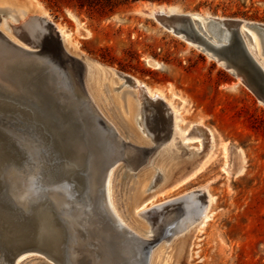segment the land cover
I'll return each mask as SVG.
<instances>
[{
  "label": "rangeland",
  "instance_id": "1",
  "mask_svg": "<svg viewBox=\"0 0 264 264\" xmlns=\"http://www.w3.org/2000/svg\"><path fill=\"white\" fill-rule=\"evenodd\" d=\"M38 1L52 22L72 34L78 47L70 46L71 52L89 61L88 90L96 93L102 113L121 136L143 147L158 143L139 169L129 170L120 163L114 173L111 190L121 215L126 216V208L132 210L130 200L136 186H146L144 199L158 196L148 202L137 219L151 231L149 236L163 238L155 248L161 245L167 255L174 254L170 264H264V104L241 79L148 14L164 6L178 14L264 26V0H112L109 4L100 0L106 6L103 12L81 9L72 0ZM0 6V27L8 32L4 22L11 13ZM247 42L256 58L264 62L255 42L249 38ZM92 62L106 70L97 72ZM109 68L162 91L171 101L180 120V132L172 146L162 141L167 138L166 129L161 132L162 139L156 141L151 134L133 135L132 130H138L136 124L125 127L114 104H125L126 97H135V92ZM136 108L141 113V107ZM181 135L189 140L179 139ZM198 161L205 165L202 172L177 189L162 193L164 178L173 183ZM201 187L207 189L211 199V218L202 229H187L207 201L201 207L204 197L189 201L181 198ZM190 207L195 215L187 218ZM31 256L22 264H53L42 256Z\"/></svg>",
  "mask_w": 264,
  "mask_h": 264
},
{
  "label": "water",
  "instance_id": "2",
  "mask_svg": "<svg viewBox=\"0 0 264 264\" xmlns=\"http://www.w3.org/2000/svg\"><path fill=\"white\" fill-rule=\"evenodd\" d=\"M159 18L164 24L175 20L178 32L195 41L206 55L216 56L259 101L264 102V70L247 48L240 31L242 21H209V28L213 25L220 35L229 34L227 43L215 46L200 21L190 15L160 14ZM54 24L45 18L31 16L12 26V33L20 44L0 30V84L17 93V97H11L0 91V114L37 125L52 151L50 170L53 176L74 184L79 198L85 195L89 181L90 172L86 168H90L98 156H104V175L95 193L88 195L90 201H86L85 213L93 219L97 230L108 231L124 253H131L134 264H148L151 251L163 238H144L121 224L109 206L104 183L106 173L118 162L129 170H137L150 159L158 143L152 147L138 146L117 134L91 98L83 61L65 49ZM247 25L264 32V26ZM25 160L18 146L0 130V264H16L27 254L62 264L63 255L70 246L71 231L57 220L50 206L32 207L28 214L18 215L15 220H8L3 214V205L10 196L7 174L11 168L23 166ZM202 197L204 202L200 205L204 207L206 198L201 189L181 199L189 201ZM31 257L27 256L19 264Z\"/></svg>",
  "mask_w": 264,
  "mask_h": 264
},
{
  "label": "bare ground",
  "instance_id": "3",
  "mask_svg": "<svg viewBox=\"0 0 264 264\" xmlns=\"http://www.w3.org/2000/svg\"><path fill=\"white\" fill-rule=\"evenodd\" d=\"M0 4L3 5L2 8L9 9L11 13L4 22L8 32L4 31L1 27L0 30L10 40L17 44L20 43L12 33V26H16L25 22L31 16L42 17L51 21L47 10L38 0H0ZM148 14L167 31L180 36V38H182L185 42L194 44L201 50L202 48H200L195 41L188 38L186 34L177 31L178 23L175 20L164 24L159 18V15H190L191 18L200 21L202 29L211 36L210 41L213 45L219 46L229 41L228 32L220 35L217 27L212 25L209 28L207 26L209 21H224L225 19L212 16H203L201 14H178L173 10V8H166L164 6L154 8ZM16 16L19 18L18 20L16 19ZM242 22L243 23L241 24L240 31L245 40L247 48L254 60L264 70V62L259 61L256 58L254 52L248 47L247 42V38L251 39L252 42L254 41L255 46L259 48V50L264 55V32L260 30L257 32L253 31L249 29L251 27H248L247 25L249 22ZM54 25L62 39L65 49L74 55L69 47L71 46L76 48L78 45L77 43L73 42L72 34L64 26L56 23ZM74 56L83 61L86 67L87 81H90L91 71L89 61L83 56ZM207 56L214 59L218 65L224 68L226 67L225 64L220 62V60H217L216 56L213 54H207ZM92 63L97 72L106 70L104 66L98 64L97 62ZM149 65L154 68L159 67V64L156 62H149ZM109 70L115 72V74L123 78L125 83H129V86L135 92V97L130 95L126 97L127 101L125 104L120 103L119 106L114 104L115 110L120 114L121 121L125 127L130 129L136 124L138 130L133 129V135L139 137V132L142 133L143 136H149L151 134V137L156 141L162 139V136H160L161 132H164L166 129L168 132L167 138L162 141H164V144L172 146L175 138L178 137V131L180 132L178 125L180 120L177 117L178 113L172 106L171 101L165 98L162 91L158 89H152L145 83L132 76L120 74V72H117L114 69L109 68ZM0 91L11 97H17L16 91H14V89L11 87L0 84ZM89 93L94 104L97 106L104 118L113 126L117 134L123 138L118 128H116L102 113L101 108L98 105V97L96 96V93H92L90 90ZM260 102L264 104L263 101L260 100ZM136 105L141 107V113L137 112ZM0 130L4 132L18 146L26 159L23 166L19 168H11L7 174L6 181L9 185L8 188L10 189V196L7 197L8 200L6 204L3 205L4 208L2 211L4 216L8 220H15L18 215L28 214L30 212V208L39 206L41 204H46L53 209L57 220L67 225L71 231L70 246L67 253L63 255V261L61 262L62 264H134V259L131 257V253H124V250L120 248V245L112 241L108 231L97 230L93 219L88 217L85 213V210L87 209L86 201H90L88 195H93L95 193L97 186L100 184L103 178L106 163L104 156H98L97 159L94 157L95 160L92 161L90 168H86V170L90 172L89 181L85 189V195L79 198V193L75 191L74 184L65 183L53 176L50 170V165L53 159L52 151L50 150L48 142L44 138L43 133L36 124L25 122L19 117H11V115L0 114ZM187 135H181L179 139L181 138L182 140H189ZM88 158H90V156ZM141 166H139L137 169H139ZM204 166L205 165H203V163L198 161L188 173L182 175L173 183L170 178H164V182L162 180L163 185H161L163 186V192H161L166 193L184 185L189 179L202 172ZM118 167H120V162L112 166L111 169L106 173L105 177L104 185L109 206L112 210V213L121 224L138 236L147 238L149 237L151 231L148 229V227L142 225L138 221L137 217L141 214L143 215V211L147 207L148 202L151 203L158 195L154 194L150 199H144L143 194L145 193L147 187H142L141 185L136 186L135 192L133 193V196L130 200V208L132 210H128V208H126L125 211L127 214L125 217H123L118 210V203H116L113 199V191L111 190L112 179ZM206 190V188H202L203 194L205 195L207 201V206L202 210H199L200 212H197V217L195 220H191L190 224L186 225L185 228L188 229L190 227L197 226V228L202 229L210 220L211 215L208 213V209L210 208L209 205L211 204V199ZM158 192H160V190ZM5 193L6 196H8L6 189ZM193 206V208H196L195 204ZM193 208L190 207V209L186 211L187 218H190L191 213L195 215ZM142 231H145V233H143L144 235L142 234ZM155 247L151 251L148 264H170L171 262H174L173 259L175 257L173 253L167 255L164 252L163 246L160 245L158 248ZM29 256H31V254ZM26 257V255L21 257L16 264H19Z\"/></svg>",
  "mask_w": 264,
  "mask_h": 264
},
{
  "label": "trees",
  "instance_id": "4",
  "mask_svg": "<svg viewBox=\"0 0 264 264\" xmlns=\"http://www.w3.org/2000/svg\"><path fill=\"white\" fill-rule=\"evenodd\" d=\"M50 2V0H47ZM76 2V4L82 9V8H87L89 11H98V12H103L105 5L100 4V0H72ZM107 4H109L112 0H105Z\"/></svg>",
  "mask_w": 264,
  "mask_h": 264
}]
</instances>
